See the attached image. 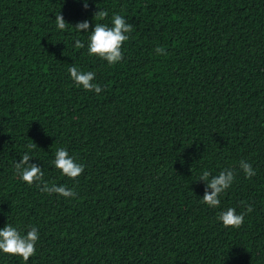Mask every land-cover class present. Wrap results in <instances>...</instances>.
Masks as SVG:
<instances>
[{
	"label": "trees",
	"instance_id": "trees-1",
	"mask_svg": "<svg viewBox=\"0 0 264 264\" xmlns=\"http://www.w3.org/2000/svg\"><path fill=\"white\" fill-rule=\"evenodd\" d=\"M84 3L0 0V229L39 232L27 262L0 252V264H264V0ZM114 14L134 29L109 65L74 26L112 27ZM72 66L101 93L77 87ZM62 147L85 166L75 180L53 164ZM25 152L76 197L16 175ZM229 168L220 206L202 203V171ZM245 205L241 227L217 220Z\"/></svg>",
	"mask_w": 264,
	"mask_h": 264
},
{
	"label": "clouds",
	"instance_id": "clouds-1",
	"mask_svg": "<svg viewBox=\"0 0 264 264\" xmlns=\"http://www.w3.org/2000/svg\"><path fill=\"white\" fill-rule=\"evenodd\" d=\"M84 7L85 9L88 8L87 0H85ZM107 16L108 12L101 9L94 14V20H103ZM55 21L57 28L60 30L65 29L69 25L61 13L56 16ZM112 25V27H109L107 24L95 22V27L92 29L89 21H83L74 26L77 32L87 31V33H90L87 44L88 54L106 60L109 65H115L122 61V46L130 39L129 34L134 29V25L119 14L113 15ZM74 47L84 48L85 44L82 43L81 40L76 39ZM155 52L158 55L167 54L164 47H157ZM68 71L77 87H82L89 92L94 91L96 94L101 93L103 90L99 84L94 83V72H83L76 66L70 67ZM36 146L37 144L33 143L26 147L32 150ZM31 159L32 157L25 152L22 155V160L14 164L16 175L24 182L28 185L36 183V187L41 192L48 194L56 193L65 198L76 197L77 193L72 189L63 185H50L48 182L44 181V173L41 167L29 163ZM53 164L55 168L61 170L64 176L72 180L78 178L85 170V166L76 163L75 158L70 156L69 152L63 147L56 150ZM239 167L249 179L256 175L252 165L245 160L239 162ZM199 180L206 182V189L201 202L209 207L217 208L221 203V194L232 186L235 180V172L233 169L229 168L213 176L208 170H203ZM241 204H245V202L242 201ZM245 206L247 211L240 214H237L235 208H228L225 211H221L217 215V220L221 221L225 228H239L243 224L245 215L253 210L251 205ZM38 240L39 232L36 227H31L26 234H21L16 227L7 224L3 229H0V252L22 257V259L27 262L30 257L35 255Z\"/></svg>",
	"mask_w": 264,
	"mask_h": 264
}]
</instances>
